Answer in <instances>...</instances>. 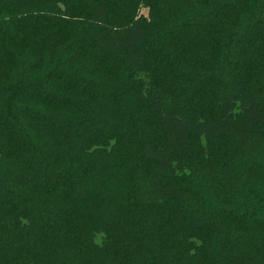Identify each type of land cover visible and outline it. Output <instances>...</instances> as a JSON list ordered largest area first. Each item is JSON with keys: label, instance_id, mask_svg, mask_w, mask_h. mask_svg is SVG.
Masks as SVG:
<instances>
[{"label": "trees", "instance_id": "trees-1", "mask_svg": "<svg viewBox=\"0 0 264 264\" xmlns=\"http://www.w3.org/2000/svg\"><path fill=\"white\" fill-rule=\"evenodd\" d=\"M0 264H264V0H0Z\"/></svg>", "mask_w": 264, "mask_h": 264}, {"label": "rangeland", "instance_id": "rangeland-1", "mask_svg": "<svg viewBox=\"0 0 264 264\" xmlns=\"http://www.w3.org/2000/svg\"><path fill=\"white\" fill-rule=\"evenodd\" d=\"M142 13H143L144 15H146V14H147V11H146L145 9H143V10H142Z\"/></svg>", "mask_w": 264, "mask_h": 264}]
</instances>
